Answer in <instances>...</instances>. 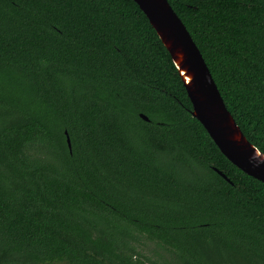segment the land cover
I'll return each mask as SVG.
<instances>
[{
    "label": "trees",
    "instance_id": "1",
    "mask_svg": "<svg viewBox=\"0 0 264 264\" xmlns=\"http://www.w3.org/2000/svg\"><path fill=\"white\" fill-rule=\"evenodd\" d=\"M169 2L264 153V0ZM144 14L0 0V264H264V182L192 115Z\"/></svg>",
    "mask_w": 264,
    "mask_h": 264
},
{
    "label": "water",
    "instance_id": "2",
    "mask_svg": "<svg viewBox=\"0 0 264 264\" xmlns=\"http://www.w3.org/2000/svg\"><path fill=\"white\" fill-rule=\"evenodd\" d=\"M166 48L192 103V115L222 154L246 174L264 182V153L244 134L227 109L206 60L169 0H134ZM145 120L149 118L141 114ZM67 141H71L66 131ZM216 170L227 180L221 170Z\"/></svg>",
    "mask_w": 264,
    "mask_h": 264
},
{
    "label": "rangeland",
    "instance_id": "3",
    "mask_svg": "<svg viewBox=\"0 0 264 264\" xmlns=\"http://www.w3.org/2000/svg\"><path fill=\"white\" fill-rule=\"evenodd\" d=\"M145 248V252H147V253H151V251H152V249L154 248V243H151V242H145V246H144Z\"/></svg>",
    "mask_w": 264,
    "mask_h": 264
}]
</instances>
